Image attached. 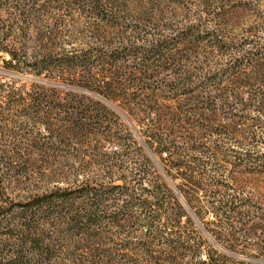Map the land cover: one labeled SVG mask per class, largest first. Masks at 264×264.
Returning a JSON list of instances; mask_svg holds the SVG:
<instances>
[{"label": "rangeland", "instance_id": "obj_1", "mask_svg": "<svg viewBox=\"0 0 264 264\" xmlns=\"http://www.w3.org/2000/svg\"><path fill=\"white\" fill-rule=\"evenodd\" d=\"M59 3L41 0L38 5L49 7ZM104 4L113 11L107 24L98 21L92 14L82 13L88 5L85 0H75L66 7V15L61 10L53 15L64 21L52 40L53 45L76 49L78 54L88 50L90 61H94L89 72L69 70L38 78L27 71L0 74V83L18 89L10 97L4 93L0 95V126L6 129L4 133L11 135L5 138L0 136L6 143L0 146V157L2 159L4 153L6 157H13L11 165L10 160H6V166L0 167V177L5 182L4 190H0V250L4 248L1 256L15 258L12 261L14 264H42V261L43 264H89L90 261L146 264L136 249L135 243L139 241L165 256L167 247L157 245L159 242L155 240V233L146 232L147 228L141 226L139 213L135 210L137 194H142L138 196L141 199L147 197L146 191L138 190L140 181L141 188L147 190L157 181L169 185L173 183L162 171L165 163L151 151L147 139L142 135L146 120L143 121L141 111L148 107V99L135 80L141 77L147 84L152 76L156 81L181 79L187 71L195 73L206 63L211 70L212 66H218V71L224 73L219 81L210 80L197 97L210 101L220 99L223 105L211 124V129H216L218 134L198 131L195 145L208 152L209 142L213 141L222 149L223 154L216 157V164L224 173L222 181L226 185L225 193L246 200L248 207L243 208L242 212H230V218L218 225L207 220L206 223L197 222L196 240L187 244L199 247L201 253L195 258L189 256L177 262L195 264L206 260L207 253L211 251L215 254V264H264V145L257 149L263 153V157L258 153L252 154L259 161L250 159L244 168L237 167L234 157H243L248 148L246 131L255 129L251 118L259 119L258 132L264 129V0H105ZM110 21L114 25L110 26ZM70 25L76 27L73 32L68 31ZM189 25H193L195 33H198L195 34L196 38L208 34L214 35V39L211 36L210 40L186 39ZM29 34L30 48H45L44 43L34 42ZM156 39L160 41L155 52L137 48L143 41ZM212 40L219 41L224 47L214 49ZM240 49L248 51L236 58L239 66L236 70L227 69L233 52ZM98 53L102 55L99 59L101 65L97 64ZM153 53H156L154 58L149 59ZM141 60L147 66L142 69L143 72L135 69V64ZM253 77L257 80L248 86L239 82L242 79L251 82ZM110 80L113 81V95L103 94L101 87ZM35 85H39V89H57L58 98L45 97L49 104L60 102L65 92H70V105L74 107L71 112L77 113L72 115L85 128L79 134L76 126L72 125L75 136L64 144H45L41 153L33 152L30 146V140L34 137L32 131L37 128L35 132L39 138L48 134L41 124L39 128L34 122L48 119L49 129L55 134L66 128V124L60 120L62 116L57 110L46 106L43 114L30 110L27 91ZM5 101L14 104L8 107ZM95 102H100L103 108L96 107ZM179 102L182 107L191 106H188L187 97H179ZM254 102H257L256 108L251 105ZM82 104L85 106L84 112L81 111ZM236 113L246 118H237ZM194 124L205 126V115ZM13 146L16 147V158L11 150ZM16 168L20 173H15ZM66 182H69L73 192V212L81 220L85 218L84 213L97 209L93 216L96 222L92 221L94 224L86 228L87 232L81 230L74 238H64L63 235L56 238L50 232L53 228L43 221L42 213L41 217H34L29 226L28 221H15L19 217L20 205H25L32 195L56 184L62 187ZM101 183L107 187H118L99 189ZM85 186L94 188L91 192L97 195L84 194L82 189ZM102 192L101 197L99 194ZM121 205L126 206L125 211ZM241 215L248 220L239 223ZM29 227H33L38 234L29 233ZM22 232L24 240L21 242L15 237ZM41 232L53 236L56 245L47 254L34 250L49 243L47 238L41 243ZM92 241L97 242L94 251L91 245L82 246L83 242ZM20 250L23 252L20 253L19 262V254L16 253ZM93 252L97 257L93 258ZM108 253L111 254L108 255L111 262L108 257L107 260L102 257ZM160 264H165V261Z\"/></svg>", "mask_w": 264, "mask_h": 264}, {"label": "trees", "instance_id": "obj_2", "mask_svg": "<svg viewBox=\"0 0 264 264\" xmlns=\"http://www.w3.org/2000/svg\"><path fill=\"white\" fill-rule=\"evenodd\" d=\"M40 1L41 0H0V65L2 66L0 74L3 75L4 72L10 71H27L28 74L38 78L40 76H49L54 72L69 70H80L81 73H86V71L89 72L93 64L92 62L94 61H90L88 50L81 51L78 54L76 53L78 52L76 49L55 46L52 41L59 33L62 22H64L63 20L55 18L53 15L60 10L66 15L64 12L66 7L72 5L75 0H52L61 3L49 7L43 6L44 4L38 5ZM85 1L88 5L87 9L84 12L82 11V13L92 14L95 19L107 24L113 11L106 7L104 4L105 0ZM77 10H80L79 7H77ZM109 25L111 26L114 24L110 21ZM75 29V26L70 25L68 31L71 30V32H73ZM29 33H31L34 42L44 43L46 45L45 48H30L28 46L30 42L28 37L30 36ZM195 34L198 33H195L194 26L189 25L186 29V39L192 41L210 40L211 35L204 34L199 39V37H195ZM213 36L214 35L211 37ZM159 41L160 39L150 40V42L143 41L139 47L137 45L135 46L140 50L145 49V51L155 52L157 48H159ZM211 43L214 49H221L224 47L216 40H212ZM99 50L101 51L102 49ZM247 51V49L245 51L240 49L233 52L234 58L232 56L229 60V67L227 69L236 70L239 66L236 64V58H238L239 55H244ZM155 54L156 53H153L152 56L148 58H154ZM101 56V53H98L96 56L98 58V65L102 64L99 60ZM112 56L114 57L115 55ZM146 60L145 58V61ZM146 67L147 66L143 64L142 60L135 64V69L140 70L139 72H143L142 69ZM212 68L211 70L210 67H206V63H203L201 70L196 69L195 73L187 71L181 79L164 78L156 81L154 80V76H152L151 82L147 84L141 77L135 80L139 88L145 92V96L148 99V107L142 108L141 111L143 113V121L146 120V123H144L145 128L141 131L142 135L147 139V144L151 148V151L158 155L160 161L165 163V167H163L162 171L168 175L173 182L169 185V183L157 181L154 182L148 190L141 188V181L138 183V190H142V192L146 191L147 193L145 199L138 197L140 194H137L134 199L135 210L138 211V217H140L139 222H142V227L147 228L146 232L153 231V233H155V240L159 242L157 245L164 244L167 247L165 249L167 254L162 256L156 253V250L152 249L147 243L140 241L136 242V249L142 254V258L147 262L146 264H160L164 263V261L165 264H178V260L182 262L186 257L190 256V258H195L199 256L201 253L200 248H194V246L187 244L188 242L196 240L194 237L197 235L195 229L197 227L196 223H206L207 220L209 223L218 225L226 222L230 218V216L228 217L230 212H242L241 210L243 208L248 207L246 200L238 198L235 194L231 195L225 193L226 185H224L222 181L224 173L216 164V157L219 156V154H223L222 149L216 146L213 141L209 142L211 145L208 147V152L200 150L199 147L195 145V134L198 131H203L204 134L207 133L209 135L218 134L215 131L216 129H211V124L215 121L217 111H219L223 105L221 100L215 99L210 101L209 99L203 100L197 97V94L207 87L206 85H208L210 80L219 81L222 79L221 76L224 71H218V66H212ZM200 73L202 75H200ZM256 80V77H253L250 79L251 82H249L248 79H242L239 82L244 86H248ZM112 84V80L103 83L101 92L103 94L113 95ZM162 89H164V91H162ZM16 90L18 89L13 86L9 87L6 83H0V95L4 93L5 96L10 97ZM164 93L165 95H163ZM27 96L30 103L29 108L32 112L43 114L44 107L46 106L51 110L59 111L62 116L60 120L66 124V128H63L59 134H55L49 129L48 119L34 122L38 124L35 126L39 128L41 124L43 129L47 130L48 135H45V138L43 136L39 138L37 137L39 134L35 132L37 128L32 131L34 137L30 140V146L33 152L41 153L42 150L44 151L43 147L45 144H64L67 139L76 134L75 131L73 132L72 125L76 126L79 134L84 132L85 128L83 123L78 122L79 119L76 121V118L74 119L72 115H76L77 113L74 111L71 112L74 107L70 105V92L66 91L64 96L60 98L61 101L53 104L46 103L45 97L52 96L58 98V91L55 88L53 90L50 88L39 89V85H35L32 90L27 91ZM181 96L188 98V106L191 105L190 107L185 108L180 105L179 97ZM159 102L163 104L161 105ZM5 103L8 107L14 104L8 101H5ZM256 104L257 102H254L251 105L256 108ZM81 106L83 107L81 111L84 112L85 106H83V104ZM95 106L99 109L103 108L100 102H95ZM158 108H162L163 110ZM203 115H205V126L201 127L195 125L194 122ZM236 117L246 118V116L241 113H236ZM258 121V118H251V122H254L253 126H255V129H248V131H246V134H248L246 138H248L249 143L243 157H236L237 155H234L237 160V167L244 168L246 162H249L248 160L250 159L254 160V162L257 160L258 162L259 159L257 156L252 157V154L258 153L263 157V153L257 151L258 148L264 145V129L263 132L257 131L256 127H260ZM96 124L99 126L98 123ZM5 131L6 129L0 126V136L2 135L5 138V136L8 135L10 137L11 135L7 132L4 133ZM181 139H186L188 141L183 142ZM124 140H126V135ZM39 141H41V143H39ZM4 142L5 140L0 138V146L1 144H6ZM15 148L16 147L13 146L11 149L14 156L16 154ZM1 151L2 149H0V152ZM4 155L2 159L0 157V167L1 165L6 166V160H10V165L12 164L11 159L13 157H6V153H4ZM17 156L18 155H16L15 158ZM18 170L19 169L16 168L15 173H20ZM174 181H178V183H174ZM4 184V179L0 177L1 192L4 190ZM104 184L105 183L99 184V189L104 188V190H112L118 187H107V185ZM227 189L229 188L227 187ZM82 190L84 194L97 195L91 192V190H95L94 188L85 186ZM125 190L126 192L129 191L127 188ZM72 195L73 192L69 182H66L62 187L58 184L53 185V187L42 193L32 195L30 199L25 202V205H20L21 209L18 211L19 217L15 219V221H28L29 223L27 224L29 226L32 219L36 216L41 217L40 213H42V216H44L43 221L49 223L53 228V231L51 230L50 232H53L56 238H60L62 235L64 238H74L75 235L81 233V230L87 232L88 230L86 228L89 226L91 227L92 224L96 222L93 216L96 214L95 211H97V209L84 213L85 218L81 220L80 216H77L76 213L73 212ZM99 195L102 197L103 192ZM96 204L99 205L97 202ZM97 205L95 206L97 207ZM121 208L124 211L126 210V206L124 205H121ZM50 211L52 212L48 214ZM208 217L210 218L209 221ZM1 219L2 218H0V222ZM245 219L248 220V218L241 215L239 223H242ZM28 230L29 233L38 234L33 227H29ZM23 233L24 232L17 235L15 238H18L19 241L22 242L24 240ZM41 233V243L45 238H47L49 243L44 244L43 247L33 249L40 254H47V252L51 248L56 247V245L52 239L53 236H50L48 233ZM5 234L13 237L12 234ZM85 244H87V247L91 245V250L94 251L93 248L97 242H83L82 246L84 247ZM2 251H4V248H1L0 256L2 255ZM5 251H8V249ZM21 252H23V250L16 253L19 254L17 255L18 257L22 254ZM108 255L111 254L108 253L102 257L106 258V260L108 257V261L111 262ZM92 256L93 258L97 257L94 255V252ZM112 257L115 258L113 255ZM19 258L20 262L21 257ZM15 260V258L11 259V257H0V262H5L2 264H14L12 261ZM215 260V254L209 251L206 260L196 262L195 264H215ZM108 261H106V263H108ZM88 263L100 264L101 262L90 261ZM190 263L191 262H188L187 264Z\"/></svg>", "mask_w": 264, "mask_h": 264}]
</instances>
